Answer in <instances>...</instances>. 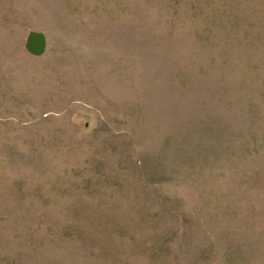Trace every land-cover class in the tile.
I'll use <instances>...</instances> for the list:
<instances>
[{"label":"rangeland","instance_id":"obj_1","mask_svg":"<svg viewBox=\"0 0 264 264\" xmlns=\"http://www.w3.org/2000/svg\"><path fill=\"white\" fill-rule=\"evenodd\" d=\"M0 264H264V0H0Z\"/></svg>","mask_w":264,"mask_h":264},{"label":"water","instance_id":"obj_2","mask_svg":"<svg viewBox=\"0 0 264 264\" xmlns=\"http://www.w3.org/2000/svg\"><path fill=\"white\" fill-rule=\"evenodd\" d=\"M46 45L45 36L41 32L30 31L26 38L25 47L28 52L34 55H40Z\"/></svg>","mask_w":264,"mask_h":264}]
</instances>
